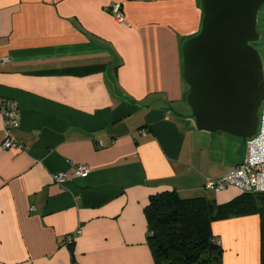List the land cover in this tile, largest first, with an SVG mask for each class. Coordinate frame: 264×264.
<instances>
[{
	"label": "crops",
	"instance_id": "1",
	"mask_svg": "<svg viewBox=\"0 0 264 264\" xmlns=\"http://www.w3.org/2000/svg\"><path fill=\"white\" fill-rule=\"evenodd\" d=\"M202 20L201 0H0V97L20 107L10 135L23 146L0 151V264H156L151 196L241 195L205 189L242 160L214 159L186 101L182 47ZM212 230L223 264H261L258 216Z\"/></svg>",
	"mask_w": 264,
	"mask_h": 264
},
{
	"label": "water",
	"instance_id": "2",
	"mask_svg": "<svg viewBox=\"0 0 264 264\" xmlns=\"http://www.w3.org/2000/svg\"><path fill=\"white\" fill-rule=\"evenodd\" d=\"M264 0H201L200 32L182 47L187 104L198 130L247 140L264 103L258 16Z\"/></svg>",
	"mask_w": 264,
	"mask_h": 264
},
{
	"label": "trees",
	"instance_id": "3",
	"mask_svg": "<svg viewBox=\"0 0 264 264\" xmlns=\"http://www.w3.org/2000/svg\"><path fill=\"white\" fill-rule=\"evenodd\" d=\"M260 41L254 44L256 49ZM145 216L156 264H223V249L215 242L213 224L258 216L260 262L264 264L263 193H241L230 202L218 204L206 197L183 198L176 191H164L150 197Z\"/></svg>",
	"mask_w": 264,
	"mask_h": 264
},
{
	"label": "built area",
	"instance_id": "4",
	"mask_svg": "<svg viewBox=\"0 0 264 264\" xmlns=\"http://www.w3.org/2000/svg\"><path fill=\"white\" fill-rule=\"evenodd\" d=\"M110 13L119 23H124L123 6L120 3L112 4ZM10 62L7 57L0 56V65H6ZM0 116L3 120L6 139L0 146V151L5 150H23V146L15 142L10 135L11 130L18 129L21 126L22 114L16 101L7 100L0 97ZM248 154L242 162L233 170L214 179H206L205 189L216 193L238 189L241 193H263L264 194V103L259 111V124L256 134L246 140ZM74 177H87L90 168L87 165H74ZM53 180L59 185L68 182V175L59 173L53 175ZM82 234L81 230L66 238V245H72ZM215 242L221 246V242L215 239Z\"/></svg>",
	"mask_w": 264,
	"mask_h": 264
},
{
	"label": "rangeland",
	"instance_id": "5",
	"mask_svg": "<svg viewBox=\"0 0 264 264\" xmlns=\"http://www.w3.org/2000/svg\"><path fill=\"white\" fill-rule=\"evenodd\" d=\"M258 32L262 35L263 39L260 41L257 50L260 52L264 61V5L261 7L258 16ZM190 112L192 113V110H190ZM204 134L206 136L205 138H207L206 143L210 145V154L213 155L214 159L218 162H222L225 166H235L240 163L241 160H244L248 154L246 141L243 139L221 132H204Z\"/></svg>",
	"mask_w": 264,
	"mask_h": 264
},
{
	"label": "flooded vegetation",
	"instance_id": "6",
	"mask_svg": "<svg viewBox=\"0 0 264 264\" xmlns=\"http://www.w3.org/2000/svg\"><path fill=\"white\" fill-rule=\"evenodd\" d=\"M263 37H262V35H261V39H262Z\"/></svg>",
	"mask_w": 264,
	"mask_h": 264
}]
</instances>
